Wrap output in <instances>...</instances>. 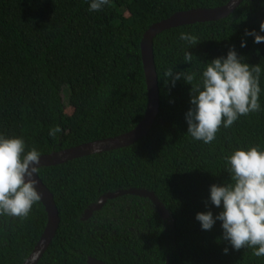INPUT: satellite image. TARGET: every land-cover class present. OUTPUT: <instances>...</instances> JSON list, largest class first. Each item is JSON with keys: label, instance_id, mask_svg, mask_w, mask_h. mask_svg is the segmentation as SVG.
<instances>
[{"label": "trees", "instance_id": "obj_1", "mask_svg": "<svg viewBox=\"0 0 264 264\" xmlns=\"http://www.w3.org/2000/svg\"><path fill=\"white\" fill-rule=\"evenodd\" d=\"M228 1L109 0L102 11L90 12L86 0H0V131L23 136L43 155L131 130L147 107L144 31L175 12ZM261 21L264 0H243L225 18L153 38L159 104L147 134L123 148L38 169L60 221L37 264H88L89 257L104 264H264L251 249L233 250L219 221L204 231L195 219L198 211H219L208 195L209 185L229 180L224 157L239 145L264 147V111L241 116L204 144L187 134L191 85L181 79L173 87L164 77L168 68L198 72L230 46L244 62L264 68V42L244 35L245 29L259 32ZM180 31L199 41L190 47ZM186 50L191 63L183 61ZM260 102L264 107V93ZM56 125L63 131L53 140L48 130ZM129 188L154 192L167 218L150 199L132 194L108 199L83 218L103 194ZM46 221L40 201L26 219L0 217V264H22Z\"/></svg>", "mask_w": 264, "mask_h": 264}, {"label": "clouds", "instance_id": "obj_2", "mask_svg": "<svg viewBox=\"0 0 264 264\" xmlns=\"http://www.w3.org/2000/svg\"><path fill=\"white\" fill-rule=\"evenodd\" d=\"M88 11H102L109 0H86ZM264 21L260 31L245 29L254 43L264 42ZM179 39L193 46L199 40L191 32L180 31ZM240 40V47H246ZM189 48V47H188ZM187 48V49H188ZM193 55L184 52L183 61L191 63ZM201 63V62H200ZM198 72L173 71L168 68L164 77L173 87L183 81L189 90L190 107L184 113L187 134L196 141L211 144L221 127L228 129L241 116L264 111L260 96L261 75L259 63L244 62L234 46L226 55L201 63ZM104 92L102 97H106ZM59 125L49 128L48 136L55 140L62 133ZM40 150L26 145L23 136L0 131V217L26 219L33 205L41 199L34 173L40 164ZM229 180L209 185L208 200L219 211H198L195 219L201 230L209 231L219 221L222 237L233 250L251 249L256 257H264V147L239 145L225 157ZM227 254L228 247L223 249Z\"/></svg>", "mask_w": 264, "mask_h": 264}, {"label": "water", "instance_id": "obj_3", "mask_svg": "<svg viewBox=\"0 0 264 264\" xmlns=\"http://www.w3.org/2000/svg\"><path fill=\"white\" fill-rule=\"evenodd\" d=\"M242 1L243 0H229L226 4L214 8H193L189 10L178 11L169 17L149 26L142 34L140 40V54L147 89V107L142 120L131 130L114 137L95 140L70 148L53 151L48 154H43L40 156V164L38 165V169L45 166L62 164L75 158L88 156L103 151L123 148L144 137L150 130L156 118L159 104L158 82L153 60V38L157 34L173 27L199 22H209L225 18L231 14ZM33 175L37 181L36 188L41 194L40 202L46 211L47 221L38 241L22 264H37L54 237L60 221L58 209L54 202L52 193L41 181L38 171ZM124 194H132L150 199L161 217L167 218V210L155 196L154 192L143 188H129L105 193L84 211L83 218H88L94 211L100 209L108 199H113ZM87 263L104 264L102 261L92 257L87 259ZM165 264H168V262L166 261Z\"/></svg>", "mask_w": 264, "mask_h": 264}, {"label": "rangeland", "instance_id": "obj_4", "mask_svg": "<svg viewBox=\"0 0 264 264\" xmlns=\"http://www.w3.org/2000/svg\"><path fill=\"white\" fill-rule=\"evenodd\" d=\"M62 96H63V101L65 102V101H66V99H65V95L62 94ZM65 112H66V113H70V112H71V108H69V107L66 106V108H65Z\"/></svg>", "mask_w": 264, "mask_h": 264}]
</instances>
